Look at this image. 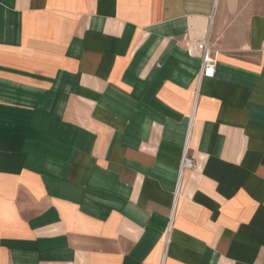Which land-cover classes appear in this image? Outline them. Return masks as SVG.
Returning <instances> with one entry per match:
<instances>
[{"label": "crops", "instance_id": "obj_1", "mask_svg": "<svg viewBox=\"0 0 264 264\" xmlns=\"http://www.w3.org/2000/svg\"><path fill=\"white\" fill-rule=\"evenodd\" d=\"M263 42L264 0H0V264H264Z\"/></svg>", "mask_w": 264, "mask_h": 264}, {"label": "built area", "instance_id": "obj_2", "mask_svg": "<svg viewBox=\"0 0 264 264\" xmlns=\"http://www.w3.org/2000/svg\"><path fill=\"white\" fill-rule=\"evenodd\" d=\"M211 22H209L205 37L202 40L187 42L188 53L192 54V51H198V57L200 59V68L197 76V85L199 86L200 82L204 78H213L215 73L216 66V52H214L209 44L208 34L210 32ZM261 51L264 52V42L261 45ZM195 94H197L195 90ZM194 168L193 161L187 157V149L184 148L183 157L179 167V181L182 173H185L187 170Z\"/></svg>", "mask_w": 264, "mask_h": 264}, {"label": "rangeland", "instance_id": "obj_3", "mask_svg": "<svg viewBox=\"0 0 264 264\" xmlns=\"http://www.w3.org/2000/svg\"><path fill=\"white\" fill-rule=\"evenodd\" d=\"M188 41H190L189 39H187V40H184L183 41V47H184V49H185V51L188 53V46H187V42ZM193 41H191V43H192ZM211 47V46H210ZM211 49L212 50H214V47H211ZM189 54V53H188ZM192 56L193 55H196V57H198V51H195L194 50V52L192 51V54H191ZM196 81H197V79H196ZM183 151H184V149H183ZM183 151H182V156H181V160H182V157H183ZM187 157L190 159V160H192L193 161V165H194V168H195V162H194V159L192 158V156L189 154V151H187ZM180 163H181V161H180ZM179 167H180V164H179ZM193 168V169H194ZM193 169H191V170H187V171H185V173H189V172H191ZM178 171H179V168H178ZM167 231V230H166Z\"/></svg>", "mask_w": 264, "mask_h": 264}, {"label": "bare ground", "instance_id": "obj_4", "mask_svg": "<svg viewBox=\"0 0 264 264\" xmlns=\"http://www.w3.org/2000/svg\"><path fill=\"white\" fill-rule=\"evenodd\" d=\"M187 149V148H186ZM176 191V190H175ZM176 198V197H175ZM167 238V237H166ZM168 241V240H167Z\"/></svg>", "mask_w": 264, "mask_h": 264}]
</instances>
